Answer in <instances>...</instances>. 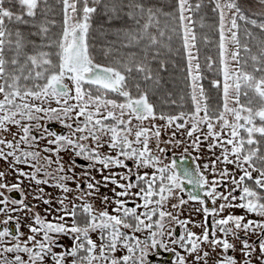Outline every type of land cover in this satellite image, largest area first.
Listing matches in <instances>:
<instances>
[{
  "label": "snow or ice",
  "instance_id": "snow-or-ice-1",
  "mask_svg": "<svg viewBox=\"0 0 264 264\" xmlns=\"http://www.w3.org/2000/svg\"><path fill=\"white\" fill-rule=\"evenodd\" d=\"M0 161V264H264V0H0Z\"/></svg>",
  "mask_w": 264,
  "mask_h": 264
},
{
  "label": "rangeland",
  "instance_id": "rangeland-1",
  "mask_svg": "<svg viewBox=\"0 0 264 264\" xmlns=\"http://www.w3.org/2000/svg\"><path fill=\"white\" fill-rule=\"evenodd\" d=\"M4 167H6V165H4L2 161H0V168H4ZM99 178L100 177L97 176V179H99ZM9 179L11 180V177ZM25 187H27V185H25ZM46 191L51 192L53 195H56V192L51 188H46ZM101 191L104 192L105 189H101ZM29 200L31 201V197H29ZM97 206L99 207V202H97ZM41 207H44V206H41ZM189 212H192L194 218L197 221H199L202 218L201 216L195 215L194 206H191L185 210V216H187L189 214ZM0 218H2V217H0ZM196 231H199V229H197Z\"/></svg>",
  "mask_w": 264,
  "mask_h": 264
},
{
  "label": "trees",
  "instance_id": "trees-1",
  "mask_svg": "<svg viewBox=\"0 0 264 264\" xmlns=\"http://www.w3.org/2000/svg\"><path fill=\"white\" fill-rule=\"evenodd\" d=\"M102 25L104 26L105 30H107L108 25L105 23L104 19H102V18L95 19L94 25H93L94 29H97V28H99ZM93 35L96 37V39H97L98 42L100 40H102V38H103L102 35H101V33L96 32V31L93 32ZM109 39H111V37H109Z\"/></svg>",
  "mask_w": 264,
  "mask_h": 264
},
{
  "label": "water",
  "instance_id": "water-1",
  "mask_svg": "<svg viewBox=\"0 0 264 264\" xmlns=\"http://www.w3.org/2000/svg\"><path fill=\"white\" fill-rule=\"evenodd\" d=\"M16 196H17V198H19V197H18V194H16Z\"/></svg>",
  "mask_w": 264,
  "mask_h": 264
}]
</instances>
